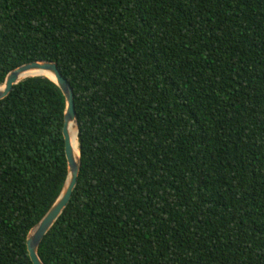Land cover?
<instances>
[{"label":"trees","instance_id":"obj_1","mask_svg":"<svg viewBox=\"0 0 264 264\" xmlns=\"http://www.w3.org/2000/svg\"><path fill=\"white\" fill-rule=\"evenodd\" d=\"M35 61L80 160L42 264H264V0H0V86ZM64 108L0 100V264L61 191Z\"/></svg>","mask_w":264,"mask_h":264},{"label":"water","instance_id":"obj_2","mask_svg":"<svg viewBox=\"0 0 264 264\" xmlns=\"http://www.w3.org/2000/svg\"><path fill=\"white\" fill-rule=\"evenodd\" d=\"M32 71L45 72L53 79H50L46 76H42L40 74L26 76L29 72ZM31 77H44L53 82L61 91L65 102V108L63 113L62 137L64 141V155L66 160V177L57 198L50 206V208L46 211L44 216L37 222L36 225H34L30 229L25 241L26 251L28 253V257L31 264H42L37 254L38 246L45 234L60 216V214L62 213V211L70 200L71 192L76 184V178L79 173L80 160L79 147L77 160H75L69 147L67 134L68 126L73 123L75 125L77 135V122L74 111L72 89L69 83L62 77L54 62H30L9 71L4 77L2 88L0 89V100L7 97L14 85L18 84L26 78Z\"/></svg>","mask_w":264,"mask_h":264},{"label":"bare ground","instance_id":"obj_3","mask_svg":"<svg viewBox=\"0 0 264 264\" xmlns=\"http://www.w3.org/2000/svg\"><path fill=\"white\" fill-rule=\"evenodd\" d=\"M34 74H40L42 76H46V77H49L50 79H53L51 76H49L45 72H39V71L29 72L26 76H30V75H34ZM1 88H2V85L0 86V89ZM67 132H68L67 134H68L69 147L71 149V152H72L74 159L77 160L78 148H77V143H76V129H75V125L73 123H71L68 126Z\"/></svg>","mask_w":264,"mask_h":264}]
</instances>
